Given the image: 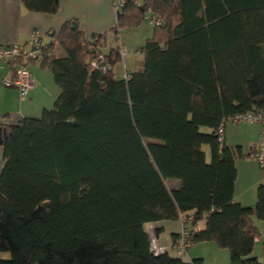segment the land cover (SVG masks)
Segmentation results:
<instances>
[{
	"label": "trees",
	"instance_id": "1",
	"mask_svg": "<svg viewBox=\"0 0 264 264\" xmlns=\"http://www.w3.org/2000/svg\"><path fill=\"white\" fill-rule=\"evenodd\" d=\"M61 1L22 5L53 17ZM149 15L157 23L139 51L144 72L129 81L91 66L121 61L118 48L102 54L106 34L71 22L46 48L41 66L61 89L54 108L0 127V253L10 255L0 264H204L151 251L144 226L180 214L195 217L192 242L228 251L230 264H261L264 186L255 209L234 202L241 150L217 131L264 113V0H129L111 32Z\"/></svg>",
	"mask_w": 264,
	"mask_h": 264
},
{
	"label": "crops",
	"instance_id": "2",
	"mask_svg": "<svg viewBox=\"0 0 264 264\" xmlns=\"http://www.w3.org/2000/svg\"><path fill=\"white\" fill-rule=\"evenodd\" d=\"M22 1L0 0V46H27L32 32L38 30L42 33L43 43L47 48L54 43L51 35L59 33L66 24L73 22L84 29L88 36L106 34L101 49L103 55H108L111 50L117 48L120 52L121 49L125 51L124 56L121 55V61L113 69L111 68L115 79L123 80L125 74L130 77L133 74L144 72V55L142 53L135 55L133 52L127 54L126 48H120L118 43L124 42L121 39L119 40L121 32L118 37L111 32L118 15V13L116 14V0H62L59 13L53 17L28 12L24 9ZM149 34L147 36H150ZM46 38L48 39L46 40ZM149 39L151 38H148L146 42ZM57 48L58 45L55 47V55L58 57ZM127 51L131 52V50ZM132 55L137 58L139 63L137 68L130 66L133 70L130 73L127 71L123 59ZM60 58H64V56ZM27 69L30 73L33 88L27 95L21 96L18 90L4 87V82L13 78V70L8 64L0 63V127L16 126L27 119H41L45 111H51L54 108L61 95V89L57 86L54 76L48 68L42 67L41 63L32 62L28 64ZM260 132V126L250 123L228 124L225 132L224 143L226 146L230 150H241V156L235 161L238 176L234 202L246 209L256 208L258 188L264 186V170L260 169L255 157ZM207 159L209 160L208 157ZM3 162V149L0 144V173ZM178 186L177 182L173 183V187ZM261 223L258 226L260 229L263 228L262 238L255 244L253 256L261 264H264V222ZM152 225H154V228L148 232L147 228ZM204 226L205 222L200 223V230H203ZM180 227L178 220L145 225L144 228L150 241L152 253L156 256L166 254L172 258L176 256L182 258L175 248V241L180 232ZM261 250L263 252L258 255L257 252H261ZM210 255L221 259L222 264H229L228 253L225 250L218 249L211 243L196 244L189 251L188 259L190 261L202 260L204 264H208Z\"/></svg>",
	"mask_w": 264,
	"mask_h": 264
},
{
	"label": "built area",
	"instance_id": "3",
	"mask_svg": "<svg viewBox=\"0 0 264 264\" xmlns=\"http://www.w3.org/2000/svg\"><path fill=\"white\" fill-rule=\"evenodd\" d=\"M129 0H116V14L125 8ZM134 5L141 6L139 0H134ZM145 22L155 25L157 20L154 16H146ZM121 55L124 56L125 51L121 49ZM131 54L132 52H126ZM135 55H140L136 50ZM48 56L46 47L43 43V35L40 31L32 32L30 41L27 46L9 45L0 46V63H6L12 67L13 78L4 82V87L7 89H16L21 96H25L33 88V83L30 78V73L27 69L28 64L32 62L43 63ZM92 68L103 74L111 71V67L102 60L101 62H93ZM130 77L124 75V80L129 81ZM250 123L261 127L260 137L258 141L256 160L260 169L264 170V113L255 112L245 115H240L223 122L217 131L218 138L221 142L225 140V132L228 124ZM178 221L180 222V232L175 241V248L181 254L188 258L189 251L196 246V243L190 240L191 227L195 222L193 214H180Z\"/></svg>",
	"mask_w": 264,
	"mask_h": 264
},
{
	"label": "rangeland",
	"instance_id": "4",
	"mask_svg": "<svg viewBox=\"0 0 264 264\" xmlns=\"http://www.w3.org/2000/svg\"><path fill=\"white\" fill-rule=\"evenodd\" d=\"M139 1L142 2V0H139ZM153 31H154L153 30V25H151L148 22H144L138 29H135V30H124L123 32H121L119 40L121 39L124 42H118L117 39H115V40L120 44V48L121 47L126 48V52H128L127 50H131V52H135L136 50L140 51V48L143 45H145L146 40L148 38L152 37ZM148 34L150 36H147ZM47 39L48 38H46V40ZM57 55H58L59 58L62 57V56H65V53L63 52V50L60 47L57 48ZM124 61H125L126 69L130 73L133 72V70H131V67L137 68V65L139 63V61L137 60V58L134 55L124 58L123 59V63H124ZM120 68H121V65H120ZM201 133L209 134L210 130L203 128V129H201ZM203 150L205 151V153L207 154V157L209 158L208 161H210L211 160V154H210L209 148L208 147H204ZM111 204L116 209V211L120 212L121 205L118 202H116L115 200H112ZM255 224L260 229V227L258 225L262 224V223L260 221H258V220H255ZM153 226L154 225L148 227L147 231L149 232L150 229L152 230V228H154ZM260 230H261V232H263L262 231L263 230L262 227H261ZM262 250H263V248H262ZM262 250H261V252H257L258 255H261V253L263 252ZM226 252L228 253V251H226ZM228 255H229V264H230V254L228 253ZM9 258H10L9 254L0 253V259H9ZM177 258L180 259V260H183L184 262H187V260H188V258H186L184 256H182V258H179V256H176L173 259H177ZM208 264H222V260L217 258V257H215V256H213V255H210L208 257Z\"/></svg>",
	"mask_w": 264,
	"mask_h": 264
},
{
	"label": "water",
	"instance_id": "5",
	"mask_svg": "<svg viewBox=\"0 0 264 264\" xmlns=\"http://www.w3.org/2000/svg\"><path fill=\"white\" fill-rule=\"evenodd\" d=\"M74 29H76V26H74ZM54 34L51 35V37L53 38ZM0 144H2V140L0 139Z\"/></svg>",
	"mask_w": 264,
	"mask_h": 264
}]
</instances>
